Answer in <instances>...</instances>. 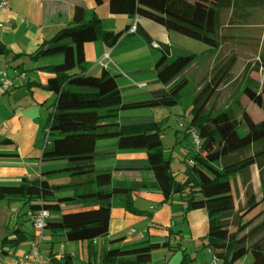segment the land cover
Listing matches in <instances>:
<instances>
[{"label": "trees", "instance_id": "1", "mask_svg": "<svg viewBox=\"0 0 264 264\" xmlns=\"http://www.w3.org/2000/svg\"><path fill=\"white\" fill-rule=\"evenodd\" d=\"M247 1L249 6L264 5V0ZM110 9L112 13L127 15L131 20L123 30H104L96 11L78 2L72 20L39 45L35 52L15 54L0 41V56L10 61L38 59L46 51L63 48V61L46 67L53 74L47 88L53 92L55 100L50 106L47 122L41 128L38 145L42 150L40 158L43 163L67 162L63 166L57 163L56 167L43 169L39 178H26L19 185H0V200L21 199L29 210L52 212L46 230L54 239L82 243L96 239L99 243L102 237L109 236L113 207L119 206L136 214L146 213L136 207L137 191L161 194L164 197L162 204L179 195L184 206V220L191 211H207L209 230L207 240L202 244L212 258L222 260V264H237L251 254L252 260L248 264H264V230L260 228L253 240H247L252 231L264 224V176L258 191L248 197L244 208L237 207L233 185V177L260 166V158H263L261 168L264 173V116L257 119L250 110L255 105L264 113V83L259 87L245 86L231 107L219 113L205 114L202 103L193 107L194 117L187 127V134L191 136L195 130L206 129L217 135L219 140L213 150L207 151L209 139L206 138L202 149L197 150L191 157L192 162L187 164L184 177L177 179L171 158L164 154L163 134L167 119L120 114L118 119L106 121L101 118V112L111 113L139 106H175L180 102L177 90L187 81L196 65L193 64L196 54L155 39L139 20L136 31L127 33L136 18H149L169 31L201 40L210 48L207 55L220 47V36L215 29L171 9L168 0H111ZM124 35L125 39L139 35L153 54H158L155 71L163 89L152 98L124 102L119 74L107 68L93 74L83 62L78 61L84 43L102 40L109 48H114L124 40L120 41ZM154 42H158L160 47H154ZM261 64L264 66V55ZM244 124L247 128L242 132ZM110 138L116 139L115 145L98 150V141ZM9 142L12 141L5 139L1 143ZM253 146H259L256 154L229 160L234 153ZM137 150L145 152V156H118L121 151ZM105 158H115V164L109 169H97L95 160ZM63 173L69 174L72 182H51V177ZM80 202L83 208L63 209V204ZM235 216L237 219L232 220ZM233 225L237 227L234 231L231 229ZM25 239L22 235L16 242ZM125 239L126 236L107 239L108 246H104L100 253L98 246L92 245L93 260L89 258L87 263L140 264L139 255L171 245L169 240H144L131 247L120 246ZM86 253H89V248ZM77 258L70 253L60 256L50 252L52 264H80ZM193 261L183 249L182 263L194 264Z\"/></svg>", "mask_w": 264, "mask_h": 264}, {"label": "crops", "instance_id": "2", "mask_svg": "<svg viewBox=\"0 0 264 264\" xmlns=\"http://www.w3.org/2000/svg\"><path fill=\"white\" fill-rule=\"evenodd\" d=\"M3 1H7L8 4L1 9L0 41L5 43L15 54L33 53L38 49L39 45L52 38L72 20L74 7L78 2L96 11L102 19L104 30L121 31L131 21L127 15L111 12V0H101V2L97 0H0V6ZM197 1L200 0H187L192 5H197ZM168 6L172 9V0H168ZM138 20L155 39L160 40L152 33L153 31L150 27L156 28L150 21H146L142 17H138ZM125 36L122 38L124 40L119 42L114 48H109L102 40L84 43L81 53L78 54V61L83 62L88 67V71L93 74H99L104 68L112 71L111 67L121 71L119 67L122 65V55L136 50V45L132 47H128L127 44L124 45L128 40L133 41L136 36L126 39ZM144 43L150 48L145 41ZM140 46L143 47L144 45ZM63 53V48H55L46 51L38 59L28 60L20 58L16 61H10L9 58L0 56V71H8L9 74H13L14 70L19 66L18 68L27 74L26 78L18 79L15 87L9 92L0 95V185H19L26 178H39L43 169L57 166L56 163H43L41 161L42 150L38 145L41 135L40 132L38 134V120L44 121V118L47 120L51 109V105L48 107L47 104H52L55 100V95L47 88L49 79L53 74L46 67L62 62ZM151 53H153L152 50ZM106 54L110 56L108 59H105ZM146 60L148 64L143 68L133 66L135 72L132 73H149L152 69L155 70L157 59L154 60L150 55L149 57L146 56ZM28 64L34 66L36 74L29 72ZM128 77H131V75H128ZM1 79L0 75V81ZM149 83L146 80H140V84H144V88H147ZM102 115L104 116L106 113ZM107 121L112 120L107 119ZM5 139H10L12 142L1 143ZM134 154L136 153H120L118 156L120 158L145 156L143 154L139 156ZM114 164L115 158L95 160V166L99 170L109 169ZM135 196L136 207L140 210H145L146 213L136 214L119 206L113 207L109 236L106 239L126 236V239L120 244L123 247H131L144 240L170 241V247L152 250L139 255L140 264H171L172 257L170 255L174 248H178L182 252L184 249L188 257L194 259V264H200L197 251L201 248L206 252L207 249L203 247V244L199 243L198 238L202 239L205 236L207 238L209 230L207 211L205 209L191 211L184 220V206L177 195H174L170 201L163 204L161 202L164 197L157 192L137 191ZM20 200H0V233L3 228L6 230L12 229L9 232L10 234L12 233V237L3 234L4 237L0 239V257L4 259L2 261L3 264H11L18 258H24L28 254L31 243L35 238L36 230L32 220H28L30 217L27 215L29 207L28 205H21L22 201ZM15 212L19 215L26 213L27 219L25 223L18 221L15 227L10 228L16 214ZM27 222L31 225H27ZM176 225L181 226L182 229L175 230ZM132 229H135L136 232L132 233ZM141 233H143L144 237H142ZM16 234L18 238L23 235L26 239L21 242L17 241V243L16 240L18 238H14ZM187 235L192 237H187ZM187 240H190V245H194L195 248L190 250L189 246H187ZM87 243L83 247L86 251L88 249H86ZM99 244L100 240L97 246ZM104 246L102 247L104 248ZM76 254L78 253L76 252ZM88 254L87 259L93 260L90 251ZM58 255H60V252ZM77 256L83 262H87L86 258H82L79 254L75 257ZM204 259V264H211V260L207 255H204ZM45 260L46 258L42 256V261L38 262V264H46ZM48 262L52 264L50 254L48 255ZM180 264H183L182 259Z\"/></svg>", "mask_w": 264, "mask_h": 264}, {"label": "rangeland", "instance_id": "3", "mask_svg": "<svg viewBox=\"0 0 264 264\" xmlns=\"http://www.w3.org/2000/svg\"><path fill=\"white\" fill-rule=\"evenodd\" d=\"M249 5V1L247 0H200L197 1V5H192L191 2H187V0H172V9L195 18L204 25L215 29L219 34L220 47L214 49L208 55L206 53L210 48L201 40L189 38L175 31H169L165 26L149 18L142 17L146 21H150L156 28L153 29L150 27L153 32L150 31L157 38L189 53L196 54L193 62V64L196 65L189 73L187 81L177 90L180 95V102L175 106L158 108L139 106L111 113L104 110L101 112V114L106 113V115L101 116V118L106 121L107 119L114 121L119 118L120 114L153 115L157 120L167 119V122H165L167 128L163 134L164 154L166 157L171 158L172 168L177 179H182L184 177V170L187 164L192 162L191 157L195 155L197 151L192 136L187 134V127L192 123L194 117L192 113L193 107L197 105L200 106L202 103L205 114L219 113L231 107L232 103L242 95L245 86L252 85L259 87L264 83V66L261 64V57L264 55V5ZM123 37L124 36H122V38ZM122 38L120 41L123 40ZM125 44H127L128 47L136 45V50L129 51L122 55V65L119 67L121 71L111 67L112 73L119 74L118 82L124 102H135L152 98L163 89V85L157 80V72L154 69L149 73L132 72H135L133 66H136V68H143L148 64L146 56L149 57L151 55L152 58L156 60L158 54L154 55L151 53V48L144 43V40L141 39L139 35H136L133 41L128 40L124 45ZM142 44L144 45L143 47L140 46ZM27 68L30 73L36 74L32 64H28ZM128 75H131V77H128ZM140 80L150 82L149 86L144 88V84H140ZM50 105L51 103L47 104L48 107ZM250 110L257 119L264 116V113L255 105H252ZM43 120L44 121L38 120V134L39 132L41 134V128L47 122L45 118ZM246 128L247 126L244 124L241 131L244 132ZM198 131L204 141L206 138L209 139L206 150H213L217 146L219 137L206 129H198ZM115 143L116 139L113 138L99 140L97 148L98 150L111 148ZM258 150H260L259 146H253L250 149L234 153L230 156L229 160H239L248 155H254ZM120 153H136L134 155L137 156L140 154L145 155V152H142V150L134 152L121 151ZM57 163H60L58 166H63L67 162L58 161L56 164ZM259 163L260 166L258 165L254 168L247 169L242 174L233 177L234 193L236 195L238 209L246 206L248 197L258 191L262 183L261 179L262 176H264L261 168V165H263V158L259 159ZM50 180L55 184H67L72 182L70 181L71 176L67 173L57 174L51 177ZM22 203L20 204L24 206ZM80 208H83L82 202L71 205L63 204V209L65 211L77 210ZM15 213L10 228L15 227L18 221L25 223L27 219L26 213H21V215L17 212ZM233 219H237V216L232 218V220ZM27 225L31 224L27 222ZM260 226L261 227H258V229L256 228L257 230L252 231L247 236V240H253L255 235L259 233L260 228L264 230V224ZM181 229V226L176 225L175 230ZM231 229L232 231L236 230V225H233ZM8 230L5 228L2 229L0 239L4 237L3 234L12 237V233H9L12 229ZM46 236L47 240L44 242L45 244H43L41 249V255L46 258V264H50L48 262V255L50 252L52 251L58 254L62 250V244L65 245L66 253L76 251L82 258L87 259L86 250L83 248L86 246L87 242H66L64 239H54L48 230H46ZM187 237L191 238L192 236L187 235ZM204 240H207L206 236L202 239L198 238L200 244H202ZM186 242L190 250L191 248H195L194 245H190V240ZM104 245L108 246V240L102 237L98 245L99 253L102 252V246ZM197 252L199 253L197 256L200 264H204V255H207L210 260L212 259V255L207 251L204 252L201 248ZM170 257H172L171 264H180L183 258V252L178 248H174ZM77 259L80 264H88L87 262H83L80 257ZM3 260L4 259L0 257L1 264H3ZM251 260L252 255L248 254L245 258L237 262V264H248ZM222 262V260H219L220 264H222Z\"/></svg>", "mask_w": 264, "mask_h": 264}, {"label": "built area", "instance_id": "4", "mask_svg": "<svg viewBox=\"0 0 264 264\" xmlns=\"http://www.w3.org/2000/svg\"><path fill=\"white\" fill-rule=\"evenodd\" d=\"M7 1H3L1 6H0V14H1V9L3 7L7 6ZM137 21L138 18L135 19L133 25L130 27V29L127 31V33H134L137 29ZM153 46L156 48L160 47V44L158 42H154ZM110 56L109 54H106L105 58L108 59ZM0 75L2 77L0 81V95L6 94L9 92L12 88L15 87L16 82L20 78H26L27 74L25 71L21 69H15L13 74H9L8 71H0ZM200 132L198 130H195L192 132L191 136L193 139V143L196 146L197 150L202 149L204 140L202 139L201 135L199 134ZM27 215L31 218L34 228L36 230L35 238L31 243L30 250L28 254L22 259H16L14 260L11 264H38V262L41 261L42 255H41V246L42 244L47 240L46 236V226H47V221L50 217H52V212L47 211L45 209H41L39 211H32L28 210ZM132 233H135L136 230L132 229ZM142 237H144L143 233H141ZM14 238H18V235H14ZM98 240H93V241H88V248L89 251L91 249L92 245H97ZM208 251L211 253L212 250L209 248ZM66 253L65 245L62 244V250L60 251V255H63ZM92 254V252H90ZM70 254L74 257L76 256V252H70ZM188 264H193V263H188ZM211 264H220L219 260L213 256L211 260Z\"/></svg>", "mask_w": 264, "mask_h": 264}]
</instances>
